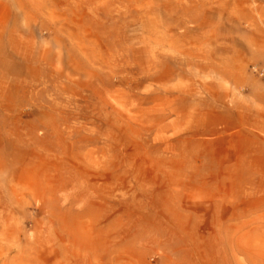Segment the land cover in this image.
<instances>
[{
    "label": "rangeland",
    "instance_id": "1",
    "mask_svg": "<svg viewBox=\"0 0 264 264\" xmlns=\"http://www.w3.org/2000/svg\"><path fill=\"white\" fill-rule=\"evenodd\" d=\"M261 104L264 0H0V264H264Z\"/></svg>",
    "mask_w": 264,
    "mask_h": 264
},
{
    "label": "crops",
    "instance_id": "2",
    "mask_svg": "<svg viewBox=\"0 0 264 264\" xmlns=\"http://www.w3.org/2000/svg\"><path fill=\"white\" fill-rule=\"evenodd\" d=\"M258 109V116L243 112V120L229 133L238 144L229 145L227 188H264V104Z\"/></svg>",
    "mask_w": 264,
    "mask_h": 264
}]
</instances>
